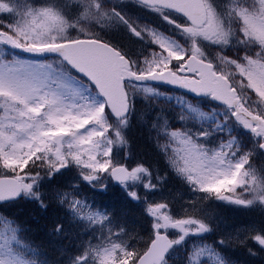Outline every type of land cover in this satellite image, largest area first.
I'll return each mask as SVG.
<instances>
[{
	"label": "snow or ice",
	"instance_id": "1",
	"mask_svg": "<svg viewBox=\"0 0 264 264\" xmlns=\"http://www.w3.org/2000/svg\"><path fill=\"white\" fill-rule=\"evenodd\" d=\"M128 7L160 15L183 42ZM121 26L142 41L134 55L101 35ZM180 90L223 117L187 126L185 107L199 120L210 114ZM138 97L180 107L175 120L159 105L139 114L163 172L135 157ZM0 173V221L11 233L0 264H238L240 249L264 257V222L227 232L200 207L264 214V0H0ZM169 173L197 194L189 210L156 198ZM113 186L124 207L86 201ZM21 202L46 214L50 243L71 242L63 259L17 222L9 209ZM135 209L139 230L127 223Z\"/></svg>",
	"mask_w": 264,
	"mask_h": 264
},
{
	"label": "trees",
	"instance_id": "2",
	"mask_svg": "<svg viewBox=\"0 0 264 264\" xmlns=\"http://www.w3.org/2000/svg\"><path fill=\"white\" fill-rule=\"evenodd\" d=\"M124 11H127V8L124 9ZM100 30V29H98ZM101 35L113 42L118 44L121 48H124L127 50L130 54H135L137 47L142 44V41L136 40L134 37L128 33V31L123 27H117L107 30H100ZM183 37L181 36V42H183ZM181 95V98H184L186 100L191 101L192 99H189L187 97H184V94L178 93ZM155 100V103L153 101ZM191 105L195 108L198 107L202 109L203 111L209 113L207 119L199 120L198 117H196L195 114L188 111V109L185 107L184 112L187 116V126L192 128H201V126H210L216 118H222L224 113L222 111L214 112L213 108L215 107L213 104L211 106L208 105L207 101L204 100H198L197 102L192 101ZM137 114L133 117V124L128 129V136L132 144V148L135 154V157L137 159H143L146 163H149L156 168H159L161 172L166 170L164 161L160 158L158 153L153 148L151 142L149 141L145 129L143 126L139 124V114L140 111H144L151 115L152 112L156 110V106H163L165 108L166 114L171 117L173 120L176 119V113L180 111V107H177L175 104L166 101L163 99H156V98H149L148 101H145L143 98L138 97L137 98ZM180 121H176L175 126H179ZM177 145H173V147H176ZM160 192V193H159ZM189 193V190L186 185H183L174 175L169 173V179L166 182V185L163 189L158 190L155 195L156 198L159 199L160 197H175L174 203H175V210L177 213L180 212L181 207L183 206L184 209L187 211L188 204L192 201H195L196 199H192L190 195H187ZM164 195V196H163ZM91 198L93 199V202L96 206H107V207H114V206H120L124 207V198L115 186L109 189L108 192L95 195L93 196L91 194ZM92 202V203H93ZM90 203V204H92ZM215 204L220 205V210L215 209L216 218L218 221L226 220L227 216L234 218V221L236 222L235 225L232 227L234 231L236 228H242L246 224H248L246 217L245 221H242L240 217L237 218L236 214H228L224 213L226 211L225 207L220 204L219 202H207L205 201L203 205H201V210L204 213H208L212 211V209L215 207ZM9 211L16 217L19 218V221H24L26 224L32 226V232L30 234L31 240H33L37 244H43L44 248L43 250L47 251V255L53 259H63V256H61V251L64 249L66 245L69 247L71 246V242L67 241H57V242H49L47 236L45 235L46 232V225H47V216L45 213L39 211L35 206L27 204L25 202H21L18 205H15L14 207L10 208ZM212 213V212H211ZM48 215H51V210ZM7 217V213H6ZM214 219V217H213ZM127 223L129 226H136L137 230H139L140 225L142 224V220L139 214V210L135 209L132 212L129 213L127 217ZM15 227V224L12 225ZM0 232L3 233V236H0V241L3 239L9 237L11 235L10 232L5 231V224L3 221H0ZM142 234H146L143 233ZM91 239V237H88ZM95 243V241H93ZM136 246H139V242H136ZM239 250L235 251V254ZM242 257L235 256L234 259L238 262V264H264V257L262 256H256L251 257L245 251L241 250ZM245 256V257H244Z\"/></svg>",
	"mask_w": 264,
	"mask_h": 264
},
{
	"label": "rangeland",
	"instance_id": "3",
	"mask_svg": "<svg viewBox=\"0 0 264 264\" xmlns=\"http://www.w3.org/2000/svg\"><path fill=\"white\" fill-rule=\"evenodd\" d=\"M191 193V191H189V193H187V195H189ZM164 196V195H163ZM93 200H89V204L92 202ZM233 206H236V205H233ZM237 207V206H236ZM88 209H85V211H87ZM208 215H210V217L212 218V220H213V217H212V214H211V212H209L208 211V213H207ZM219 226V225H218ZM220 227V229L221 230H223V231H227V232H233L232 231V229L231 228H227V226L224 224V223H222V225L221 226H219ZM242 250V249H241ZM240 253V250L238 251V254Z\"/></svg>",
	"mask_w": 264,
	"mask_h": 264
},
{
	"label": "water",
	"instance_id": "4",
	"mask_svg": "<svg viewBox=\"0 0 264 264\" xmlns=\"http://www.w3.org/2000/svg\"><path fill=\"white\" fill-rule=\"evenodd\" d=\"M192 95V94H191ZM195 98H198V97H195Z\"/></svg>",
	"mask_w": 264,
	"mask_h": 264
}]
</instances>
